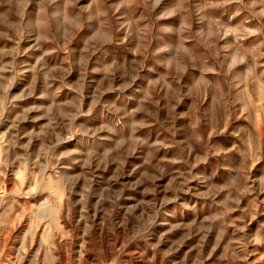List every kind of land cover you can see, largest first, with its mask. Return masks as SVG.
<instances>
[{"label": "rangeland", "instance_id": "obj_1", "mask_svg": "<svg viewBox=\"0 0 264 264\" xmlns=\"http://www.w3.org/2000/svg\"><path fill=\"white\" fill-rule=\"evenodd\" d=\"M0 264H264V0H0Z\"/></svg>", "mask_w": 264, "mask_h": 264}]
</instances>
